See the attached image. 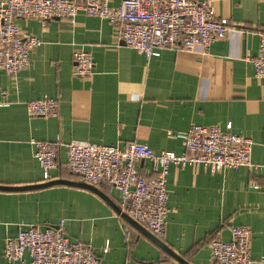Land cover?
Here are the masks:
<instances>
[{
	"label": "crops",
	"instance_id": "0c3cea01",
	"mask_svg": "<svg viewBox=\"0 0 264 264\" xmlns=\"http://www.w3.org/2000/svg\"><path fill=\"white\" fill-rule=\"evenodd\" d=\"M210 2L231 30L208 50L155 49L150 57L128 48L104 20L79 13L73 22L17 20L40 40L29 66L15 76L0 70V186L41 185L33 142H60V183L43 188L0 190V264L3 244L19 227H57L64 221L70 240L89 245L97 264H212L209 243L229 241L231 226L251 231L252 264L264 259V80L254 77L246 58L255 56L264 34V0ZM117 0L111 2L116 6ZM90 53L93 75L72 74V54ZM2 93L4 95H2ZM48 96L58 101L54 117H30L27 103ZM231 124L253 142L251 160L259 168L213 173L170 165L165 234L142 233L118 214L120 194L113 186L96 191L68 172L65 145L71 141L117 146L145 144L154 153L179 155L175 132L192 125ZM152 177L155 165L136 163ZM135 222V221H134ZM137 224V223H136ZM141 227V226H140ZM144 229V228H143ZM107 249V250H106ZM166 250L172 252L171 255Z\"/></svg>",
	"mask_w": 264,
	"mask_h": 264
},
{
	"label": "built area",
	"instance_id": "2783aa9c",
	"mask_svg": "<svg viewBox=\"0 0 264 264\" xmlns=\"http://www.w3.org/2000/svg\"><path fill=\"white\" fill-rule=\"evenodd\" d=\"M0 0V70L15 76L29 66L30 52L40 40L22 31L17 20L33 19L40 23L53 18L73 22L79 13L106 21L127 46L147 58L155 49L196 48L208 50L231 30L230 22L214 14L210 2L193 0ZM74 77L93 75L90 53L76 50L72 54ZM254 77L264 80V34L260 36L255 56L247 57ZM2 95H4L2 93ZM30 117H54L58 101L43 96L26 105ZM183 151L154 153L145 144L130 142L124 149L117 146L71 141L65 145V169L91 186H113L120 194L119 210L156 238L165 234L169 212L166 191L170 165L193 166L210 172L259 168L251 160L253 142L231 131V124L220 126L192 125L185 132H175ZM264 139V137H263ZM43 182L58 169L60 142H33ZM147 160L155 165L152 177L140 174L136 163ZM230 240L214 239L209 243L212 264H252L251 231L231 226ZM107 250V249H106ZM5 264H97L91 247L70 240L64 221L57 227L21 226L13 238L3 244ZM264 264V259L261 261Z\"/></svg>",
	"mask_w": 264,
	"mask_h": 264
},
{
	"label": "water",
	"instance_id": "95a60500",
	"mask_svg": "<svg viewBox=\"0 0 264 264\" xmlns=\"http://www.w3.org/2000/svg\"><path fill=\"white\" fill-rule=\"evenodd\" d=\"M57 183H60V181H49V182H46V183H43L41 185H35V186H25V187H5V186H0V190L1 191H19V190H30V189H37V188H43V187H46V186H49V185H54V184H57ZM73 185H78V186H82V187H86L88 189H91L93 191H96L97 190L94 188V187H91L85 183H81V184H73ZM118 214L121 216V218H123L125 221H127L129 224H131L132 226L136 227L139 231H141L142 233H145L147 234L151 239H154L152 236H150V234H148L146 232L145 229H143L142 227H140L138 224H136V222H134L132 219H130L128 216H126L125 214H122L120 212V210L118 209L117 210ZM167 252H169L171 255L172 252L169 251V250H166Z\"/></svg>",
	"mask_w": 264,
	"mask_h": 264
}]
</instances>
